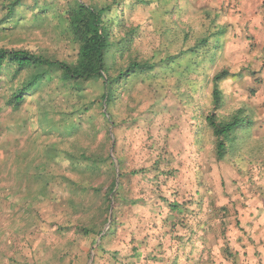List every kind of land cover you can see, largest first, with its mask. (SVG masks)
<instances>
[{
  "label": "rangeland",
  "instance_id": "obj_1",
  "mask_svg": "<svg viewBox=\"0 0 264 264\" xmlns=\"http://www.w3.org/2000/svg\"><path fill=\"white\" fill-rule=\"evenodd\" d=\"M252 2L154 0L130 9L128 27H145L135 43L142 56L174 54L176 34L189 49L224 27L218 47L211 41L188 56L174 78L155 73L149 84L118 85L113 124L100 105L73 116V107L100 97L94 84L74 95L53 84L18 112L0 109V264H254L238 256L260 255L257 238L264 240V0ZM48 17L0 32V48L68 56ZM155 17L176 31L158 34ZM224 70L231 76L217 116L244 111L252 124L219 161L205 119L212 79ZM110 227L102 240L98 232Z\"/></svg>",
  "mask_w": 264,
  "mask_h": 264
},
{
  "label": "trees",
  "instance_id": "obj_2",
  "mask_svg": "<svg viewBox=\"0 0 264 264\" xmlns=\"http://www.w3.org/2000/svg\"><path fill=\"white\" fill-rule=\"evenodd\" d=\"M153 1L0 0L1 33L18 31L25 27L30 29L51 15L55 22L54 29L58 43H65L69 48L68 56L62 57L60 51L50 54L1 47L0 92L5 84V90L1 93L5 98L0 109L10 107L18 112L31 94L53 84L58 90L71 95H74L73 92H84L90 84H94V87L99 85L102 90L100 97L91 104L83 102L73 107V114H75L73 116L81 117L100 105L103 109L106 108L102 115L106 123L110 125L114 123L110 107L116 99L118 85L125 84L126 81L134 78H139L149 84L151 76L155 73H159L163 80H167L168 77L174 78L180 73L183 61L188 56H199L203 53L202 51L209 48L211 41L215 42L212 49L218 47L216 44L218 31L224 27L221 25L213 29L210 27L212 30L208 29L204 36L199 35L196 44L189 49L186 48L185 43L181 45L183 42H188V38L176 34L174 39L170 40L171 46L175 45L179 49L174 54L169 52L163 54L156 50L150 56H142L135 43L144 36L141 28L145 27H128L131 23L128 21V15L135 5L141 3L149 6ZM155 27H157L158 34L176 31L165 27L162 22L158 23L156 17ZM230 76L228 70L214 75L211 95L214 108L205 119L206 126L214 138L216 156L219 161L227 155V144L236 140L238 134L245 133L252 124V119L244 115V111L237 112L230 119L223 120L216 114V111L224 105L221 84ZM44 124L47 123L43 120L42 125ZM73 126L77 128L75 124H71V127ZM92 163L96 165L97 170L102 167L99 161H92ZM115 187V182H113L109 192V195H112L111 199L114 200L117 196V194L114 195ZM62 229L67 231L68 228L63 227ZM77 230L84 236L92 233L91 229L85 227H79ZM103 230L98 232L102 240L110 234L112 227L105 234Z\"/></svg>",
  "mask_w": 264,
  "mask_h": 264
},
{
  "label": "crops",
  "instance_id": "obj_3",
  "mask_svg": "<svg viewBox=\"0 0 264 264\" xmlns=\"http://www.w3.org/2000/svg\"><path fill=\"white\" fill-rule=\"evenodd\" d=\"M246 1H257V0H246ZM252 2V3H253ZM258 242L256 243L258 245V248L261 250V254L258 255L255 251L252 249H248L247 251H244L243 253H239V257L244 256L245 258H248L249 260H253L254 264H264V240L260 242V238H257ZM246 254V255H245ZM240 261V260H239Z\"/></svg>",
  "mask_w": 264,
  "mask_h": 264
}]
</instances>
